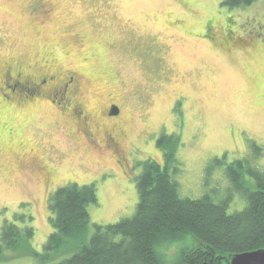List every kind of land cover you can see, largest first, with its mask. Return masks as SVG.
I'll use <instances>...</instances> for the list:
<instances>
[{
  "label": "rangeland",
  "instance_id": "obj_1",
  "mask_svg": "<svg viewBox=\"0 0 264 264\" xmlns=\"http://www.w3.org/2000/svg\"><path fill=\"white\" fill-rule=\"evenodd\" d=\"M32 1L0 0V81L2 62L22 57L41 58L33 72L76 70L92 111L109 97L120 100L125 152L100 153L71 136L73 124L58 104L0 96V232L7 221L22 224L16 215L32 213L34 251L42 252L52 232L49 198L71 182L98 187L90 233L93 223L133 216L136 176L149 158L164 163L157 145L164 134L181 135L174 177L180 195L193 199L214 188L225 196V165L249 154L253 142L264 148V0L237 8L225 0H42L43 18L30 14ZM216 157L224 165L206 184ZM255 164L264 170V151ZM245 205L236 193L229 210ZM193 242H169L160 251L172 260ZM0 264L37 262L9 254Z\"/></svg>",
  "mask_w": 264,
  "mask_h": 264
},
{
  "label": "trees",
  "instance_id": "obj_2",
  "mask_svg": "<svg viewBox=\"0 0 264 264\" xmlns=\"http://www.w3.org/2000/svg\"><path fill=\"white\" fill-rule=\"evenodd\" d=\"M256 0H225L229 8L247 7ZM164 163L149 158L136 176L138 204L131 217L114 223H93L89 206L98 204L95 182H71L49 198L52 232L42 252L34 251L36 230L32 213L16 215L0 232V260L9 254L33 257L37 264H229V255L264 249V170L255 163L264 148L253 142L252 151L225 165L231 188L219 197L216 188L202 197H182L174 177L180 171L177 151L180 133L164 134L157 142ZM218 157L207 167L206 184ZM236 193L246 205L231 212ZM191 238L194 242L172 259L160 251L166 243Z\"/></svg>",
  "mask_w": 264,
  "mask_h": 264
},
{
  "label": "flooded vegetation",
  "instance_id": "obj_3",
  "mask_svg": "<svg viewBox=\"0 0 264 264\" xmlns=\"http://www.w3.org/2000/svg\"><path fill=\"white\" fill-rule=\"evenodd\" d=\"M47 11L42 0H33L30 4V14L34 17L43 18ZM206 27L210 36L212 21ZM36 63L40 64L41 58L26 60L22 57L2 62L5 66L0 81L1 101L13 104H58L60 113L73 124H69L71 136L84 138L100 153L110 151L123 157L125 149L118 127V120L123 113L120 100L109 97L97 112L92 111L83 97L84 83L79 72L67 70L62 73L48 69L33 72L31 69Z\"/></svg>",
  "mask_w": 264,
  "mask_h": 264
},
{
  "label": "water",
  "instance_id": "obj_4",
  "mask_svg": "<svg viewBox=\"0 0 264 264\" xmlns=\"http://www.w3.org/2000/svg\"><path fill=\"white\" fill-rule=\"evenodd\" d=\"M229 264H264V249L231 254Z\"/></svg>",
  "mask_w": 264,
  "mask_h": 264
}]
</instances>
